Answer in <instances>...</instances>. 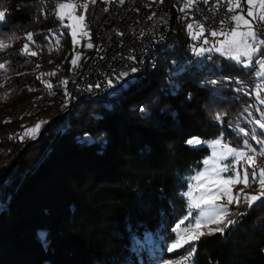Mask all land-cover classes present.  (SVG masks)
Wrapping results in <instances>:
<instances>
[{
    "label": "trees",
    "instance_id": "1",
    "mask_svg": "<svg viewBox=\"0 0 264 264\" xmlns=\"http://www.w3.org/2000/svg\"><path fill=\"white\" fill-rule=\"evenodd\" d=\"M167 3L181 40L177 51L147 65L126 89L82 99L61 113L70 99L64 82L74 71V49L56 2L0 0V41L7 45L0 49V84L12 85L28 105L40 96L28 86L38 92L44 86L46 112L54 117L17 152L15 167L3 155L13 153L14 135L7 133L19 125L0 129V264H159L171 257L168 245L186 205L189 175L210 154L207 146L187 141L224 134L239 144L240 125L250 126L264 107L254 95L255 61L246 69L225 56L201 59L188 51L182 17L193 7L186 9V0ZM26 45L37 55L26 54ZM55 51L49 88L41 63ZM245 206L231 216L234 224L196 242L192 264H264V199Z\"/></svg>",
    "mask_w": 264,
    "mask_h": 264
},
{
    "label": "built area",
    "instance_id": "2",
    "mask_svg": "<svg viewBox=\"0 0 264 264\" xmlns=\"http://www.w3.org/2000/svg\"><path fill=\"white\" fill-rule=\"evenodd\" d=\"M167 1L77 0L88 4L86 24L95 35L90 58L83 67H74L67 81L72 105L85 98L104 99L115 90L126 89L145 75L147 65L154 66L162 60L163 54L177 51L181 40L176 34V17ZM228 9L225 0L196 1L191 11L182 17L186 42H189L188 25L202 24L206 31L198 43L204 48L211 47L212 31H228L235 26L231 19L234 14ZM204 39L209 43L203 44ZM121 73L128 75L121 77Z\"/></svg>",
    "mask_w": 264,
    "mask_h": 264
},
{
    "label": "snow or ice",
    "instance_id": "3",
    "mask_svg": "<svg viewBox=\"0 0 264 264\" xmlns=\"http://www.w3.org/2000/svg\"><path fill=\"white\" fill-rule=\"evenodd\" d=\"M95 2V0H92ZM248 5L246 14L241 11L236 15L231 17L232 21L235 22V26L228 31L221 29L220 31H212L210 34L213 37H222V39L217 40L210 48H193L197 55H202L205 52L217 51L222 55L229 57L240 63H245V66L251 64L253 57L264 46V39H260L257 35L256 27L254 21L264 22V0H245ZM189 6L195 3V0H188ZM229 11L235 12L237 9L242 8L241 0H229ZM88 4L78 3L77 0H67V2L59 3L57 5V16L61 21L68 20L70 23L66 25L71 30L74 43H79L76 39L78 32L84 37H89L86 24V15ZM79 13V14H78ZM251 18V19H249ZM5 19V13L0 11V21ZM223 23V22H221ZM195 27L196 31L193 33L194 39H200L206 29L202 24L192 25L189 24V30H193ZM28 39L32 40V34H28ZM203 44H208L209 41L204 39ZM7 45L0 41V49L6 48ZM88 47H92L89 43ZM23 51L29 55H37L36 52H29L28 46L26 45ZM246 58V61L245 59ZM79 57L73 59V65H76ZM257 63L260 66L261 71L257 73L258 76L264 77V59L258 60ZM5 67L4 64H0V69ZM136 69H133L135 72ZM128 73H121V77H126ZM46 86L51 88L52 85L45 82ZM215 83V82H213ZM67 84V81L64 82ZM111 84V81H109ZM264 84L257 86L256 96L260 100L261 104H264ZM216 119H221L220 115H217ZM41 123L39 122L35 127L26 129L24 133L21 134L20 139L23 140L25 137L34 138L38 134ZM256 124L259 125L260 129H264V122L257 120ZM240 131L247 136L248 132L244 129ZM253 139H256L255 133H253ZM188 144H201L207 143L206 141H201L197 137H193L187 141ZM245 146L253 154L250 155L248 151L237 150L228 144H225L222 139H218L213 142V146H219L220 153L217 155L216 152L209 160H205V165H209V168L195 178L197 184L195 190L199 191L200 195L197 197L194 195L193 191H189L186 195L191 200L190 209H198L199 215L192 218V222L189 226L181 227L185 224V220L189 217H185L176 226L177 239L170 247V250H174L178 247H183L186 244H190L193 241L198 240L201 236L205 235L201 228L205 222H211L215 224H226L231 225L236 221L228 219V205L233 203L239 204L241 201L248 204L249 207L253 203L264 198V162L258 161L256 150L252 149L248 145L247 140L244 141ZM257 143L264 144V140H257ZM259 156L264 157V151L259 153ZM232 157L234 163L230 166L229 164H219L218 161H222ZM243 164V168L240 169L238 166ZM232 171L233 176L224 177L222 173ZM241 171L243 174V179L241 180ZM249 175H251L252 181L260 185V191L257 195L244 194H233V186L236 184L243 183L246 187L250 186ZM227 198L226 204L218 203L223 198ZM213 231L223 232L224 228H216ZM211 234V233H209ZM194 249L188 253V256L183 257L180 264H184L193 254ZM170 264V262H169Z\"/></svg>",
    "mask_w": 264,
    "mask_h": 264
},
{
    "label": "rangeland",
    "instance_id": "4",
    "mask_svg": "<svg viewBox=\"0 0 264 264\" xmlns=\"http://www.w3.org/2000/svg\"><path fill=\"white\" fill-rule=\"evenodd\" d=\"M196 1H198V0H195V3H196ZM225 1H226V4L228 5V8H229L230 7L229 0H225ZM63 2H67V0H63V1L57 2L55 4V6H54L55 7L54 8V12L55 13H57V5L59 3H63ZM186 2H187L186 3L187 7H185V8L186 9L187 8L191 9L193 7L194 3L191 4V6H189L188 0H186ZM241 3H242V8L241 9H237L235 12H232V14L236 15V14H238L241 11H243L246 14L247 9H248V5L245 2V0H241ZM185 8H183V10ZM249 19H251V18H249ZM68 23H70L68 20H64V24H68ZM254 24H255V27H256V31H257L258 37L260 39H263L264 37H263V34H261L260 30L263 29V31H264V22L254 21ZM188 30H189V28H188ZM69 31H70V35H71L70 37H71V41H72V46H73V49H74L73 52H72L71 61H73V59L79 57V59L77 60L76 65H73V67H76L78 65L83 67L84 63H86L85 61H87L90 58V55H91V53H92V51L94 49L93 47H94V35L95 34L93 33L92 30L89 29V26L87 25V31L89 33V37H84L81 34H79V32H78V35H77L76 39L79 41V43H74L71 30L69 29ZM195 31H196V29L194 27L193 30H189L187 32L188 35H189V37L187 38L189 40V42L186 43V44H188L187 45L188 51H191L193 54H196V52L193 50L194 47L197 48V49L200 48V47H203V46H201L202 44L198 43V41L200 39H194L193 38V33ZM185 36H186V33H185ZM219 39H222V37H213V42L212 43L214 44ZM89 43L92 45V47H88ZM183 43L185 44L184 40H183ZM212 45H211V47H212ZM76 47H79L80 50H77ZM209 53L218 54V55L224 57V55H222L220 52H217V51L205 52L202 55H198V56H199V58L203 59L206 55H209ZM3 55H4V53L0 50V56L2 57ZM57 57H58V53L55 51V53L50 54L48 56V58L41 63L42 65H41L40 77L42 78V80L44 82H49L50 79H53L51 77H52L53 69H55L56 65L58 64ZM225 57H227V56H225ZM257 57H259V52L256 53V55L252 59L251 64L248 65V66H245V63L237 62V61H235L233 59H230L229 57H227V58L230 59L233 62H236L237 64L238 63L241 64L246 69H251L252 66H253V62L255 61V67H256V70H257L256 71V77L258 78V82H259V85H260V84H264V77H260V76L257 75V73L259 71H261L260 66L257 63V61L261 60V59H264V57H259V58H257ZM244 59L246 61V58H244ZM68 79L69 78H67L65 80L68 81ZM45 85H46V83H45ZM35 88H38V85H35ZM256 91H257V88H256ZM28 93L35 94V95H38L40 93V96H37L36 98H33V99L31 98V103L28 105L27 104V98L28 97L21 95L22 93H20V92H17V90L15 88H13L12 85L11 86H9V85L5 86L4 84H0V129L2 127H4V126L6 127L7 125H12V126L13 125L14 126L15 125H19L17 127L18 131L16 129H13V130H9L10 132L7 133V136H8L9 139H10V135L11 136L14 135V137L11 139L13 141V144H10V146H9L10 147L9 151H10V149L12 150V148H13V150H12L13 153L7 154V155H3V159H5L7 161V163L10 162V161L14 162V167L16 166V158H17L16 154H17V152L21 151L24 148V146H27L28 144H30V142L37 140L38 137L40 135H42L44 127L47 124L46 120H48V118H51V116H53L52 114L50 115V112H52V111L49 110V113L46 112L45 106H46V103L49 102L47 99L50 96L48 95V90H46V88L44 86L42 87V90L40 92H38L37 89H34V87L31 88V86H28ZM254 95H256V92H255ZM262 96H264V92H262ZM258 104H259V107L260 106L264 107V104H261L259 99H258ZM71 106H73L72 105V100L69 99V101L66 102L64 107H61V113L69 110L71 108ZM52 109H56V108H52ZM256 109H257V104H256ZM257 110H258V113L257 112L256 113L258 114L259 119L258 118L254 119V121H252V123L249 122L250 126H248V127H244V126L240 125L239 134H241L242 139H241V142L239 144L231 143V141L228 138L226 139L224 137V134H221V135H219L217 137H213L212 139H202V137L199 136L197 138H199L201 141H206L207 143L191 144V145L192 146H196V147H199V145L207 146L210 149V154L205 160H209L213 156L214 152H216L217 155H219V153L221 151L219 146H215V147L213 146V142L218 140V139H222L225 144H228L229 146H231V147H233V148H235L237 150L248 151L249 154L252 155L253 153L250 152L249 149L245 146L244 141L247 140L248 145H250V147L252 149L256 150L255 154L257 155L258 161L264 162V157L259 156V153L261 151H264V144L257 143V140H264V129H260L259 125L256 124L257 120H260V121L264 122V109L263 108H259ZM52 119H54V117L49 119V122ZM242 119L244 121H248L246 118L245 119L242 118ZM39 122H43V123H41L39 132H38L37 135H35L34 138L25 137L22 141H18L16 139V135H17L18 132L24 133L26 129H30V128L35 127V125L37 123H39ZM253 123H255V125L251 126V124H253ZM240 129H244L246 132H248V135L245 136L240 131ZM15 130H16V133H15ZM253 133H255L256 139L252 138L253 137ZM21 134H20V136H21ZM193 137H196V136H193ZM193 137H191L190 139H192ZM20 144H22V146L18 147ZM15 150H16V152L14 153ZM1 153H2V150H1ZM13 154H15V155H13ZM218 163L221 164V165L229 164L231 166L234 163V159L232 157H228L225 160L218 161ZM243 166L244 165L241 164L238 167L240 169H242ZM209 167H210L209 165H205V163L203 162V166L200 168V170L195 171L194 173L189 175V183H188L187 190L185 192V198L187 199L186 200V205H185V208H179L180 220H179L178 223H180L181 220H184L185 217H189V219L185 220V224L181 226L182 228L185 227V226H189L191 224V222H192V218L199 215V210L198 209H190L191 200L186 195V193H188L189 191H193L195 196L198 197L200 195L199 191L195 190V186L197 184V181H196L195 178L198 176V174L204 172L206 170V168H209ZM222 175L224 177H228V176H233L234 173L232 171H229V172L222 173ZM240 178H241V180L243 179L242 171H241ZM7 179H8V174H7V176L6 175L3 176L2 181L7 180ZM251 181H252V178H251V175H249L250 186L246 187L243 183L234 185L233 186V194L234 195H237V194H241L242 195L244 193H247L249 195H257L259 193V191H260V185L258 183H254V182H251ZM263 199L264 198H261V200H263ZM258 201H256L255 203H257ZM218 203L226 204L227 203V198L225 197V198L221 199L220 201H218ZM255 203H253V204H255ZM245 204H247V203L241 201V203H239L238 205L235 204V203H233L231 205H228V217L227 218L228 219H232L231 216L232 215L234 216L235 214L237 215L238 212H239V209H243L244 210V208L246 207ZM178 223H176L175 226H174V229H173L174 237H173V239L171 240V242L168 245V251H170V253H172L171 257L166 258V259L164 258L161 261V263H159V264H169V262H170V264H180V261L182 260V258L188 256V253L191 252L195 248L196 242L199 239H201V237H202L201 236L198 240L193 241L190 244H186L183 247H178V248H176L174 250H170L171 245L177 239L176 226H177ZM227 226H229V225H227ZM227 226H226V224H219L218 225V224L211 223V222H205L203 227L201 228V231H203L204 233H206V235H208L209 233H211V234L215 233L216 231H213V230L216 229V228H224L225 229V227H227ZM151 242H152V244L149 247L150 251L153 254V256H156L157 247L155 245L156 242H155L153 237H151ZM193 246H194V248H193ZM178 251H179V255L176 253ZM191 257H193V256H191ZM190 258L187 261H184V264H192Z\"/></svg>",
    "mask_w": 264,
    "mask_h": 264
},
{
    "label": "crops",
    "instance_id": "5",
    "mask_svg": "<svg viewBox=\"0 0 264 264\" xmlns=\"http://www.w3.org/2000/svg\"><path fill=\"white\" fill-rule=\"evenodd\" d=\"M89 1H91V0H89Z\"/></svg>",
    "mask_w": 264,
    "mask_h": 264
}]
</instances>
